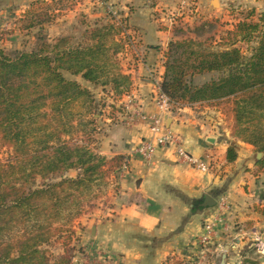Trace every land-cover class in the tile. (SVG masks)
I'll return each instance as SVG.
<instances>
[{
    "label": "trees",
    "instance_id": "trees-1",
    "mask_svg": "<svg viewBox=\"0 0 264 264\" xmlns=\"http://www.w3.org/2000/svg\"><path fill=\"white\" fill-rule=\"evenodd\" d=\"M35 12L26 14V30L38 29L34 49L0 50V140L14 153L0 163V264H72L76 250L69 241L81 238L63 228L128 158L107 159L91 142H69L77 135L90 141L97 105L92 91L67 75L119 98L130 95L133 83L119 58L130 37L124 23H111L88 27L76 43L72 37L50 42L43 26L51 18ZM255 14L219 39L199 34L202 25L195 38L172 40L161 90L174 107L205 104L226 117L230 110L233 137L264 155V15ZM205 76L212 78L195 83ZM237 158L230 147L227 162ZM70 172L76 176L67 177ZM54 238L68 240L59 256L48 250Z\"/></svg>",
    "mask_w": 264,
    "mask_h": 264
},
{
    "label": "crops",
    "instance_id": "crops-1",
    "mask_svg": "<svg viewBox=\"0 0 264 264\" xmlns=\"http://www.w3.org/2000/svg\"><path fill=\"white\" fill-rule=\"evenodd\" d=\"M86 1L75 13L104 19L113 13L115 22L128 27L122 63L133 83L130 95L98 114L100 154L128 160L111 176L103 218L89 228V239L87 229L81 232L91 251L89 264H221L224 256L225 264H264V155L233 137L220 109L173 107L164 123L179 144L157 150L149 163L135 153L152 139L149 122L137 113H159L156 83L163 81L164 51L179 39L174 29L227 15L231 6L264 13V0H192L197 13L183 10L180 0ZM233 146L238 158L229 164L227 151ZM179 149L208 171L182 158ZM205 195L216 201L214 208L199 207ZM218 220L216 238L202 246L204 226Z\"/></svg>",
    "mask_w": 264,
    "mask_h": 264
},
{
    "label": "rangeland",
    "instance_id": "rangeland-1",
    "mask_svg": "<svg viewBox=\"0 0 264 264\" xmlns=\"http://www.w3.org/2000/svg\"><path fill=\"white\" fill-rule=\"evenodd\" d=\"M95 1H98L102 5L105 4V0ZM42 2L45 3L41 4ZM86 2V0H27L24 2L0 0V50H3L9 54H14L19 51H31L32 49H34L36 45V35L38 34V29L32 31L26 30V26L29 23L26 14L30 11H36L35 13H48L47 15L51 18V22L45 24L43 28L44 34L47 35L50 42H54L56 39H59L61 37H72L74 39V43H76L80 40L82 34L88 29V27H94L96 25L103 26L111 23L117 24V21L115 22V19L113 20V13L112 15L109 14L108 18L106 19L100 18L101 15H98V13H96L95 15H86L81 12L75 13V8H79L80 5L83 6ZM182 9L186 11L189 10L193 13H197L198 11V7L195 10L192 9V11L187 7ZM228 12L229 13L227 15H218L217 18H206L205 20H202L198 23L194 22L186 23L184 26L180 25L178 28L174 29L175 33L180 36L179 39H182L183 37L195 38L193 32H195V30L202 29V25H205L203 30H199L200 32H197H199V34H201L203 31L207 32L205 38L213 37L215 39H219V37L227 29L236 25L238 21L243 20L252 12L256 13L255 19H258L257 15H264L263 12H258L256 8L247 6L245 7L242 5L231 6ZM124 41L126 43H129L127 42L126 38ZM243 48L244 51H247L248 49L245 45L243 46ZM123 54L119 56V58L121 59L122 67ZM67 77L68 79L77 80L81 84L84 83L80 77L73 78L69 75H67ZM211 78L212 76L197 77L195 79V83L202 84L209 81ZM91 91L96 98L97 105V112L93 117L94 120L96 119L94 125L96 132L91 135L90 141L88 140V138L85 139L83 138V136L77 135L69 139V142H71V144H81V142L83 141L91 142L90 144L92 148L97 153H100L99 140L96 136V134L98 133V129L101 126L98 119V114L100 113V110L103 109V106L112 105L111 103H115L116 100L121 98L113 94L110 88H108L107 90H103L101 87H95ZM225 108L230 109L228 104H226ZM231 114L232 113L229 110L227 112V122L230 123V128L232 129L233 133V131H235V127ZM13 154V150L0 140V163H6L10 161V159L13 157ZM75 176V172L69 173L67 175V177ZM111 176L107 180L106 184L102 185L100 189L95 190V193L90 200L84 202L83 211L80 217L75 219L71 224H69V226H65V228L63 229H72L73 231L78 233L80 238L82 237L81 232H84V230L87 229V237L89 239V228L92 226L96 227V223L98 222V220L100 218H103V214H101V211L103 212V210L106 208V206H102L104 203H106L103 199L107 197L109 191L112 189L113 182L110 180ZM89 222H92V224H90ZM55 227L58 229L61 227V225H56ZM56 239L57 238H54L52 240V243H54ZM66 242H68V240H61V243L55 242L54 244H52V246L48 247V250L51 251L54 255L59 256L64 252L62 244ZM69 244L70 249L76 250L72 264H89L88 259L91 257V251L89 252L88 247L85 245L86 243H82V240H80L78 243L69 241Z\"/></svg>",
    "mask_w": 264,
    "mask_h": 264
},
{
    "label": "built area",
    "instance_id": "built-area-1",
    "mask_svg": "<svg viewBox=\"0 0 264 264\" xmlns=\"http://www.w3.org/2000/svg\"><path fill=\"white\" fill-rule=\"evenodd\" d=\"M103 2V1H102ZM182 8L196 9L197 5L192 0H181ZM157 94H156V104L159 109V113L156 116L148 117L143 115L141 112L137 113L138 118L149 122L150 131L152 133V139L143 143L137 150L136 154L141 155V157L149 163L154 157L157 150L161 148H166L172 145H178V140L166 130L164 123V115L168 113L174 106L171 104L169 98L162 92L161 83L157 82ZM179 155L186 159L189 163L197 166L203 172L208 171V167L204 163H199L189 157L182 149H179ZM221 221L209 222L204 226V234L202 235L200 242L201 245L206 247L211 241L216 238L218 228Z\"/></svg>",
    "mask_w": 264,
    "mask_h": 264
},
{
    "label": "water",
    "instance_id": "water-1",
    "mask_svg": "<svg viewBox=\"0 0 264 264\" xmlns=\"http://www.w3.org/2000/svg\"><path fill=\"white\" fill-rule=\"evenodd\" d=\"M215 206H216V201L209 195H205L203 201L199 204V207L201 209H210V208H214ZM225 260L226 257L224 256L221 261V264H225Z\"/></svg>",
    "mask_w": 264,
    "mask_h": 264
}]
</instances>
